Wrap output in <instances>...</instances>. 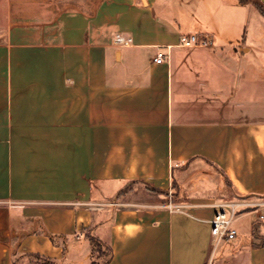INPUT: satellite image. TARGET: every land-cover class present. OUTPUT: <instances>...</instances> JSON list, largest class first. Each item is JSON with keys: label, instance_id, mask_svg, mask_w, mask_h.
Here are the masks:
<instances>
[{"label": "crops", "instance_id": "obj_1", "mask_svg": "<svg viewBox=\"0 0 264 264\" xmlns=\"http://www.w3.org/2000/svg\"><path fill=\"white\" fill-rule=\"evenodd\" d=\"M188 1L0 0V264H264V18Z\"/></svg>", "mask_w": 264, "mask_h": 264}, {"label": "built area", "instance_id": "obj_2", "mask_svg": "<svg viewBox=\"0 0 264 264\" xmlns=\"http://www.w3.org/2000/svg\"><path fill=\"white\" fill-rule=\"evenodd\" d=\"M130 41L131 38L124 37L120 34H116L113 38L114 45L119 47L128 45ZM212 42L213 37L208 33H190L182 34L178 45L183 47H207L212 45ZM170 47L171 46H158L157 56L155 58L157 63H163L167 60V49ZM245 205L249 204L245 202H228L219 204L214 217L211 219L212 239L215 247L220 245L224 240H231L236 237L237 229L234 227V221L239 214L240 208ZM170 206L172 208L177 207L172 203H170ZM258 217L264 220V214H259Z\"/></svg>", "mask_w": 264, "mask_h": 264}, {"label": "rangeland", "instance_id": "obj_3", "mask_svg": "<svg viewBox=\"0 0 264 264\" xmlns=\"http://www.w3.org/2000/svg\"><path fill=\"white\" fill-rule=\"evenodd\" d=\"M175 1H178V2H181L183 3L184 5H186V7H191L192 6V3H190L188 0H175ZM247 2H250L252 3L254 9L256 12H258L263 18H264V4L260 1V0H246ZM262 21L260 20V17L256 14H252L251 17H250V21H249V25H248V33L250 35H254L255 34H259L261 33V37H264V29H261V32L258 30V26H260L258 23H261ZM264 23V22H263ZM258 24V26H257ZM264 28V27H263ZM196 31V30H194ZM256 31H258L256 33ZM262 47L261 48V51L263 50V54H264V44H262ZM104 247L102 245H98L96 247V250H100V251H104L105 253V250H103ZM100 254L102 253H95V256H99ZM32 263H35V260L33 259H21L20 260V264H32Z\"/></svg>", "mask_w": 264, "mask_h": 264}, {"label": "trees", "instance_id": "obj_4", "mask_svg": "<svg viewBox=\"0 0 264 264\" xmlns=\"http://www.w3.org/2000/svg\"><path fill=\"white\" fill-rule=\"evenodd\" d=\"M241 2H247L246 0H240ZM94 240V245L97 247L99 244V242H97V240ZM107 252H105L104 254H106L107 258H105V260L102 262V264H108L110 258H111V249L110 247H107L106 250ZM29 258V259H33L35 260V262H44V263H49L52 262L51 259L46 258L44 256H41L40 254H27L26 256H22L21 258L16 259V261H14V264H20V260L24 259V258ZM94 264H97L94 262Z\"/></svg>", "mask_w": 264, "mask_h": 264}, {"label": "water", "instance_id": "obj_5", "mask_svg": "<svg viewBox=\"0 0 264 264\" xmlns=\"http://www.w3.org/2000/svg\"><path fill=\"white\" fill-rule=\"evenodd\" d=\"M264 4V0H260Z\"/></svg>", "mask_w": 264, "mask_h": 264}]
</instances>
